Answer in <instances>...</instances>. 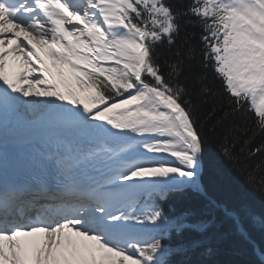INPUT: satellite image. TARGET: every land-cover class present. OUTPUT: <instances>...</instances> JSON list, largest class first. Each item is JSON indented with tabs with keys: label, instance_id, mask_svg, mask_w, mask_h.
<instances>
[{
	"label": "snow or ice",
	"instance_id": "1",
	"mask_svg": "<svg viewBox=\"0 0 264 264\" xmlns=\"http://www.w3.org/2000/svg\"><path fill=\"white\" fill-rule=\"evenodd\" d=\"M182 21L201 30L199 60ZM200 69L226 98L213 132L248 114L219 145L238 168V143L264 152V0H0V264H186L200 242L180 238L211 222L165 204L207 199ZM248 183L264 197V179ZM209 205L248 239L236 210Z\"/></svg>",
	"mask_w": 264,
	"mask_h": 264
},
{
	"label": "trees",
	"instance_id": "2",
	"mask_svg": "<svg viewBox=\"0 0 264 264\" xmlns=\"http://www.w3.org/2000/svg\"><path fill=\"white\" fill-rule=\"evenodd\" d=\"M187 2L188 0H175V3L181 6ZM181 23L184 24V21ZM184 27L187 34H196L195 39H189V43L196 48L197 60H199L201 30L192 24H184ZM181 35L184 36L185 31H182ZM200 75L203 76L204 82L212 90V93L201 96L198 92V83L195 85L197 91H193L192 83H188V89L194 117L197 119L198 126L203 125V133L207 135L206 151L201 161L202 172L200 174V182L207 193V199L189 193L183 197L170 198L165 207L172 214L191 211L194 221L211 222L206 232L192 231L180 238L200 242L199 247L191 248L188 254L181 258L186 264H258L252 242L258 249L264 250V228L258 225L254 226L250 222V215L257 217L264 215V197L261 196L258 187L250 186L248 176L250 173L255 175L258 178V183L260 179H264V152L250 156L240 154V144L238 143L235 153L240 156L238 168L225 158L219 145L225 141L226 137L229 141L233 139L232 129L236 125H242L248 114L246 110H241L227 122L222 130L218 129L213 132L212 125L215 123V119L222 115L221 105L226 98L222 94L220 82L214 77L211 69L207 71L200 69ZM214 108L215 118L209 116ZM262 144H264V132L257 130L252 147H260ZM209 200L236 210L241 216L243 227L251 242L239 235L233 223L225 218L219 209L210 207Z\"/></svg>",
	"mask_w": 264,
	"mask_h": 264
},
{
	"label": "bare ground",
	"instance_id": "3",
	"mask_svg": "<svg viewBox=\"0 0 264 264\" xmlns=\"http://www.w3.org/2000/svg\"><path fill=\"white\" fill-rule=\"evenodd\" d=\"M37 51H41L39 48H37ZM41 55H45V53H43L42 51H41ZM45 59H48V57L45 55ZM49 64H51V61L49 60ZM15 65H14V62H11L10 61V63H9V70H12V68L14 67ZM54 71H55V69H53ZM37 239H39L41 242L43 241V234L42 233H40V234H38L37 235ZM33 261H34V257H33Z\"/></svg>",
	"mask_w": 264,
	"mask_h": 264
}]
</instances>
